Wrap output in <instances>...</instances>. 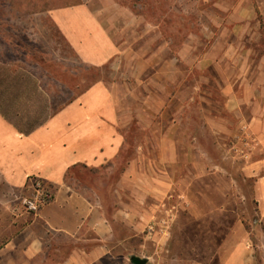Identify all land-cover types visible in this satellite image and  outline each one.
I'll return each mask as SVG.
<instances>
[{"label": "crops", "instance_id": "0c3cea01", "mask_svg": "<svg viewBox=\"0 0 264 264\" xmlns=\"http://www.w3.org/2000/svg\"><path fill=\"white\" fill-rule=\"evenodd\" d=\"M191 7L186 13L198 17L196 25L207 32L208 47L199 54L197 44L185 45L186 52L193 49L190 57L194 62L202 58L217 65L226 63L233 71L239 64H246L250 54L243 47L249 41L243 37L260 27L254 21L258 12L264 14V3L191 0ZM117 9L90 1L49 11L51 26L75 51L82 65L111 71L105 80L87 86L77 97L60 105L52 99V92L42 86L41 77L24 70H9L11 63H0V197L28 194L32 177L42 178L54 189V200L38 214L27 213L16 201L9 205L8 199L0 200L14 229L0 245V264H132L134 257L150 264L149 257L139 255L153 254L148 243L161 236L163 241L169 234L168 224L158 226L151 236L146 230L150 224L158 225L153 222L155 218L164 219L165 195L170 186L163 167L165 143L176 140L165 132L163 124L159 128L154 121L157 106L148 99L144 104L133 101L141 89L137 87L148 93L147 81L141 80L151 78L157 56L146 48L138 50L133 46L141 39L135 35L138 32L117 42L113 25L102 16H110ZM215 27L221 33L215 34ZM49 62L58 68L46 72L49 77H45L56 79L60 88L68 89V77H73L72 58L63 56ZM57 63H61L60 67ZM233 71L223 77L227 107L241 113V106L251 103L254 91L246 83V70H237L241 74L236 75ZM125 80L141 83L134 86ZM243 86L244 98L239 97ZM161 111L164 119L165 111ZM253 111L257 113L247 127L261 133L257 149L261 159L254 167L262 170L256 172L259 177L255 197L264 218V119L256 109ZM151 142L158 144L161 170H155L159 166L150 161L153 150L147 144ZM170 151L176 158V146ZM147 160L152 170H146ZM218 261L264 264V257L260 262L243 222H236L224 235Z\"/></svg>", "mask_w": 264, "mask_h": 264}, {"label": "rangeland", "instance_id": "374dc122", "mask_svg": "<svg viewBox=\"0 0 264 264\" xmlns=\"http://www.w3.org/2000/svg\"><path fill=\"white\" fill-rule=\"evenodd\" d=\"M90 1H96V5L102 7L117 6V11L110 15L112 18L102 15L105 22L113 25L111 30L117 42L130 39L133 33L138 32L135 35L141 39H136L133 46L138 50L146 48L148 53L157 56L151 78L141 80L147 81L148 93L137 87V90L141 89L133 101L144 104L148 99L157 106L154 121L159 128L163 124L165 132L176 140V143H165L163 167L167 170L171 186L165 195V216L162 220L155 218L153 221L158 224L155 232L158 226L168 224L169 234L163 241L161 236L148 243L153 254L139 256L149 257L150 264L193 261L219 264L218 253L224 235L241 221L250 233L261 262V257H264V218L256 201L255 186L259 177L256 172L262 169L254 167L261 159L257 153L261 133L247 125L252 115L257 113L253 111L255 109L264 119V14L258 12L254 21L260 27L243 37L249 41L243 49L249 51L250 58L233 71L226 63L217 65L202 61V58L194 62L190 57L193 49L185 51V45L189 43L198 45L199 54L208 49L205 41L207 32L196 25L198 17L186 13L192 8L191 0H0V63H11L9 70L22 73L24 70L41 77L42 86L52 92L57 105L77 97L87 86L105 80L110 69L82 65L75 51L51 26L49 11ZM259 3H264V0H259ZM123 30L124 33H120ZM213 31L221 33L218 27ZM63 56L72 58L74 62L71 68L73 77H68L66 90L56 84V79L45 77V74L49 77L46 72L58 68L49 61ZM18 65L21 67L16 68ZM57 65L60 67L61 63ZM230 70L234 75L239 70H246V83L254 91L250 95L251 103L241 106V113L232 112L227 107L223 77L227 73L230 75ZM125 81L134 86L141 83ZM243 88L239 91L242 98ZM161 108L165 111L164 119ZM147 145L153 150L149 156L152 165L155 166L156 162L159 167L155 170H161L158 144L151 142ZM173 146L178 150L176 158L170 151ZM145 168L152 170L149 160ZM3 198L8 199L9 205L15 202L12 195L2 196L0 200ZM13 232L11 220L0 206V245ZM158 247L164 249L154 251Z\"/></svg>", "mask_w": 264, "mask_h": 264}, {"label": "built area", "instance_id": "2783aa9c", "mask_svg": "<svg viewBox=\"0 0 264 264\" xmlns=\"http://www.w3.org/2000/svg\"><path fill=\"white\" fill-rule=\"evenodd\" d=\"M27 191L28 194L21 196L15 193L12 194L13 201L20 203L27 213L38 214L43 207L54 200L53 187L42 178H30ZM147 230L149 236L153 235L156 230L155 224H150Z\"/></svg>", "mask_w": 264, "mask_h": 264}, {"label": "water", "instance_id": "95a60500", "mask_svg": "<svg viewBox=\"0 0 264 264\" xmlns=\"http://www.w3.org/2000/svg\"><path fill=\"white\" fill-rule=\"evenodd\" d=\"M132 264H147V260L144 258L134 257L131 259Z\"/></svg>", "mask_w": 264, "mask_h": 264}, {"label": "trees", "instance_id": "16d2710c", "mask_svg": "<svg viewBox=\"0 0 264 264\" xmlns=\"http://www.w3.org/2000/svg\"><path fill=\"white\" fill-rule=\"evenodd\" d=\"M22 46H19V49L23 50V48H21ZM17 49V48H16ZM18 50V49H17ZM19 51V50H18Z\"/></svg>", "mask_w": 264, "mask_h": 264}]
</instances>
